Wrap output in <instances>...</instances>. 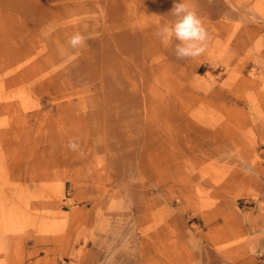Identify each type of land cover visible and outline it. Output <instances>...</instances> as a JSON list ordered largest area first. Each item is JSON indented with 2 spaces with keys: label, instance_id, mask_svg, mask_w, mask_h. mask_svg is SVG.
Segmentation results:
<instances>
[{
  "label": "rangeland",
  "instance_id": "1",
  "mask_svg": "<svg viewBox=\"0 0 264 264\" xmlns=\"http://www.w3.org/2000/svg\"><path fill=\"white\" fill-rule=\"evenodd\" d=\"M175 2L0 0V264H264V0H188L184 60Z\"/></svg>",
  "mask_w": 264,
  "mask_h": 264
},
{
  "label": "clouds",
  "instance_id": "2",
  "mask_svg": "<svg viewBox=\"0 0 264 264\" xmlns=\"http://www.w3.org/2000/svg\"><path fill=\"white\" fill-rule=\"evenodd\" d=\"M171 13L175 20L158 27L155 35L166 45L175 41L171 51L179 60L201 56L206 51L209 41V34L201 16L190 6L188 0L175 2ZM68 44L72 49H78L87 45V38L76 32L69 38ZM67 147L76 151L79 144L72 139L69 140Z\"/></svg>",
  "mask_w": 264,
  "mask_h": 264
},
{
  "label": "crops",
  "instance_id": "3",
  "mask_svg": "<svg viewBox=\"0 0 264 264\" xmlns=\"http://www.w3.org/2000/svg\"><path fill=\"white\" fill-rule=\"evenodd\" d=\"M238 220H230L229 222H217L211 229L214 233L225 236L226 239H232L236 234H245L249 232L247 226H242ZM206 233V232H204ZM224 241V238H222ZM245 247H230L217 251L216 249H202L201 252H192L187 257V264H250V259L240 260V256L247 254Z\"/></svg>",
  "mask_w": 264,
  "mask_h": 264
}]
</instances>
